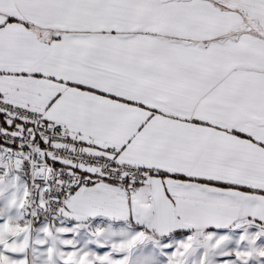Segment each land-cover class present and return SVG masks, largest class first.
<instances>
[{"label": "snow or ice", "instance_id": "obj_1", "mask_svg": "<svg viewBox=\"0 0 264 264\" xmlns=\"http://www.w3.org/2000/svg\"><path fill=\"white\" fill-rule=\"evenodd\" d=\"M0 264H264V0H0Z\"/></svg>", "mask_w": 264, "mask_h": 264}]
</instances>
